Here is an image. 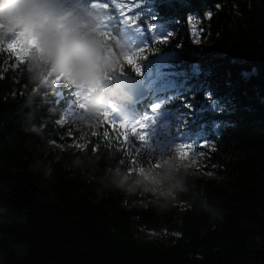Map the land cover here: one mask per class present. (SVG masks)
<instances>
[{"label": "trees", "instance_id": "16d2710c", "mask_svg": "<svg viewBox=\"0 0 264 264\" xmlns=\"http://www.w3.org/2000/svg\"><path fill=\"white\" fill-rule=\"evenodd\" d=\"M151 2L150 15L175 34L155 48L188 65L173 100L193 102L199 123L210 118L215 150L196 166L104 116L66 121L67 93L39 87L47 65L35 81L29 62L14 69L10 36L0 33V264H264V0ZM189 17L205 24V45L195 44ZM121 70L115 76L130 73L125 63ZM32 125L39 134L23 131ZM165 159L185 173L186 191L170 209H158L152 193L100 183L109 169L134 177ZM203 200L219 216L201 211Z\"/></svg>", "mask_w": 264, "mask_h": 264}, {"label": "rangeland", "instance_id": "374dc122", "mask_svg": "<svg viewBox=\"0 0 264 264\" xmlns=\"http://www.w3.org/2000/svg\"><path fill=\"white\" fill-rule=\"evenodd\" d=\"M61 2L62 0H56L64 12L65 19L70 20V17L75 14L76 8L75 10L71 8L65 12ZM76 2L75 4L80 11L86 10L93 17L89 31L100 39L106 40L120 54V58H118L116 55L114 56V53L107 52L109 58H115V62L112 64L113 70L104 77L107 80L101 84L99 90V94L105 97V104L98 114L105 116L106 120L112 124L129 129L135 137L141 138V143L144 146L156 149L160 153L173 151L179 161H189L193 165H200L207 149L201 145L208 142V139L204 135L191 139L189 132L198 131L202 133V127L206 123L200 124L194 131L190 130L191 126L189 125L185 130L173 132L174 117H182L186 113V109L190 112L193 111V105L187 99H183L181 104L175 103V101L171 102V106L176 105L174 108L168 107V100L172 97L169 91L174 87V77L185 76L184 64L176 63L173 54H152L153 57L147 62L144 58H139L140 53L144 52L148 46V38L154 43L160 40L162 41L160 43L167 45L172 42L174 37L173 35L166 42H163L168 34L173 32L165 29L158 21L148 24L150 0H109L110 12L95 1L93 4L87 0H76ZM113 24L116 25L115 28L120 27V34L114 33ZM192 26L193 33L199 40V43H195L199 46L205 45L208 41L206 26L199 20H193ZM22 36L23 34L12 35L11 41L7 45V51L14 53V69L20 68L31 58L32 50L28 47L31 41L22 39ZM69 48V45L59 48L56 55L59 63H64L65 68L71 73L77 69L81 54L76 50V52L72 53L71 51L69 53ZM121 61H125L129 70L138 74L146 88L151 91L148 101L144 103V108L140 111H134L132 110L133 106L119 103L109 96L110 93H115L111 84H115L114 81L117 78L114 77V69L118 67ZM82 74V72L76 71L77 76ZM47 80L48 82L54 80L53 86L57 87H64L65 83H69V96L72 97V102H75L77 109L70 112L67 120L73 123H81L89 110V98L95 93L85 91L82 87L77 86L74 81L70 83L64 78L63 72L57 74L52 71ZM188 114L191 117L196 116L191 113ZM207 176L212 178L211 173Z\"/></svg>", "mask_w": 264, "mask_h": 264}, {"label": "clouds", "instance_id": "9594fccd", "mask_svg": "<svg viewBox=\"0 0 264 264\" xmlns=\"http://www.w3.org/2000/svg\"><path fill=\"white\" fill-rule=\"evenodd\" d=\"M92 19L86 10H81L72 19L66 20L56 0H0V33L23 34L22 39L31 41L28 45L32 50L28 71L32 80H38L39 71L47 65L54 73L63 72L70 83L74 81L85 91L95 93L88 101L85 124L94 123L105 104V97L99 94V90L104 82V73L115 62L114 57L109 58L103 41L89 31ZM65 45H71L81 54L77 69L71 73L62 67L56 55L57 50ZM76 71L83 74L77 76ZM114 95L110 93V96ZM118 99L121 103L131 102L128 96ZM23 131L39 134L40 130L32 125ZM81 163L74 161L77 166ZM100 183L103 188L129 195L138 191L152 193L155 197L153 203L162 210L174 207L178 196L186 191L185 173L174 159L162 160L159 170L141 172L134 177L119 168L109 169ZM200 210L212 217L219 216L207 200L202 201Z\"/></svg>", "mask_w": 264, "mask_h": 264}, {"label": "water", "instance_id": "95a60500", "mask_svg": "<svg viewBox=\"0 0 264 264\" xmlns=\"http://www.w3.org/2000/svg\"><path fill=\"white\" fill-rule=\"evenodd\" d=\"M117 88L120 94L128 96L132 101H137L147 94V90L141 80L124 76L117 81Z\"/></svg>", "mask_w": 264, "mask_h": 264}, {"label": "snow or ice", "instance_id": "6c2138e0", "mask_svg": "<svg viewBox=\"0 0 264 264\" xmlns=\"http://www.w3.org/2000/svg\"><path fill=\"white\" fill-rule=\"evenodd\" d=\"M217 7H219V6H217ZM212 16H213V12H212V11H207V12L205 13V16L203 17V19H205V20H211V19H212ZM194 19H197V20H198V18H195V17H189V19L187 20V22H188L189 24H192V22H193ZM173 35H175V34H174V33H169V34H168V37H166V39H165L163 42H166V40H167L168 38H170L171 36H173ZM160 42H162V41H160V40L157 41V43H160ZM195 42H196V43H199V40L196 39ZM214 144H215V143H211V144H209V142H204V143L201 145V147H209L210 145H212V150L214 151V150H215V148H214Z\"/></svg>", "mask_w": 264, "mask_h": 264}, {"label": "bare ground", "instance_id": "6f19581e", "mask_svg": "<svg viewBox=\"0 0 264 264\" xmlns=\"http://www.w3.org/2000/svg\"><path fill=\"white\" fill-rule=\"evenodd\" d=\"M59 1H60V0H59ZM73 1L75 2V0H70V1H69V0H62L61 3H62V5H63V8H64V11H65V12H68V10H70L71 7L75 10V7H76L75 5H72V6L68 5V3L72 4ZM76 3H77V2H76ZM78 3H79V2H78ZM76 5H77V4H76ZM79 10H80V9H79ZM79 10L76 9V10H75L76 12H75L74 15H72V14H71L72 16L69 15V16H71L70 18L72 19L76 14H78V13H79ZM70 13H71V12H70ZM69 47H70L69 50H68L69 53H71V51H72V53H73V52H76L75 49H74L71 45H69ZM77 54H78V53H77ZM65 57H66V56H65ZM65 59H66V58H65ZM67 60H68V58H67ZM61 65H62V67H65L64 63H62ZM66 65H67V64H66Z\"/></svg>", "mask_w": 264, "mask_h": 264}]
</instances>
